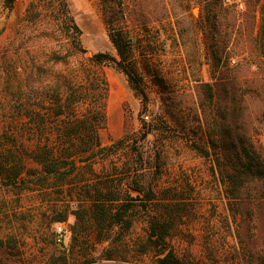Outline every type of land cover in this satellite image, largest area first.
I'll return each mask as SVG.
<instances>
[{
    "label": "rangeland",
    "instance_id": "1",
    "mask_svg": "<svg viewBox=\"0 0 264 264\" xmlns=\"http://www.w3.org/2000/svg\"><path fill=\"white\" fill-rule=\"evenodd\" d=\"M67 3L87 55L119 57L112 37L130 39L148 101L123 71L101 66L109 93L99 137L114 147L92 168L83 160L64 187L29 174L0 181V264H160L164 249L183 264H264V179H229L235 156L250 151L264 165V0H122L126 17L115 6L106 17L101 0ZM59 9L58 0H0V147L24 137L27 111L54 119L72 41ZM202 83L214 85L213 100ZM134 179L154 197L139 194L130 228L90 219L96 188L138 194ZM153 216L173 222L162 245L149 240Z\"/></svg>",
    "mask_w": 264,
    "mask_h": 264
},
{
    "label": "trees",
    "instance_id": "2",
    "mask_svg": "<svg viewBox=\"0 0 264 264\" xmlns=\"http://www.w3.org/2000/svg\"><path fill=\"white\" fill-rule=\"evenodd\" d=\"M101 1L106 17L109 8L114 6L122 17L127 16L123 10L122 0ZM58 2L60 8L58 13L60 15L62 12L61 14L65 16L66 21L71 25L69 29L72 33L70 50L66 53V64L70 68L66 90L63 95L58 94L54 101V108L51 111L48 110V116H53V120L49 122L46 115L40 113L32 116V112L26 110L25 123L21 124L24 127V137L22 135L17 138H7L6 142L2 143L0 181H5L7 184L26 183L27 179L24 175L29 174L36 178L31 181H36L40 187H64L66 180L71 179V175L85 166L81 164L83 160H91L87 167L92 168L102 152L112 150L114 146H103L99 137V131L106 122L105 110L109 93V82L101 66L114 65L123 71L134 94L143 101L144 105L148 101L143 77L136 71L131 59L130 39L127 40L120 34L112 37L119 57L109 52L87 55V50L80 43V28L70 14L67 0H58ZM212 7L215 6L212 5ZM52 12L54 10H51ZM109 18L108 16V23H113ZM59 19L56 18L57 21ZM202 86L207 96L213 100L216 96L214 85L202 83ZM83 105H86L87 112L78 115L79 107ZM35 117L37 122L34 121ZM28 160L36 162L38 167L28 168ZM233 160H235L233 167L236 171L229 174L231 182L243 183V177L249 175L264 179V165L250 151L245 152L244 161L241 155L239 158L235 156ZM106 187L109 189L105 192L96 188L98 195L91 200L92 203L88 207L90 219L97 223L109 221L111 224L123 225L128 229L134 222L133 215L139 205L137 201L143 202L139 194H144L148 201L154 197L153 187L143 186L136 179L132 180V186L129 188L138 194H131L128 190L122 192L113 185H106ZM143 205L145 207L146 204ZM83 211L86 212L85 208H82ZM65 220L66 213L55 218V221ZM172 225L171 220L153 216L150 220V242L160 245L166 243ZM154 236L157 238L153 239ZM161 254L160 264H183L173 250L165 253L164 249Z\"/></svg>",
    "mask_w": 264,
    "mask_h": 264
},
{
    "label": "built area",
    "instance_id": "3",
    "mask_svg": "<svg viewBox=\"0 0 264 264\" xmlns=\"http://www.w3.org/2000/svg\"><path fill=\"white\" fill-rule=\"evenodd\" d=\"M226 2H228L229 4L231 5H234L238 8H244V5H245V0H226ZM64 228L62 225H58L57 226V234H58V241H61L62 240V234L64 232Z\"/></svg>",
    "mask_w": 264,
    "mask_h": 264
}]
</instances>
